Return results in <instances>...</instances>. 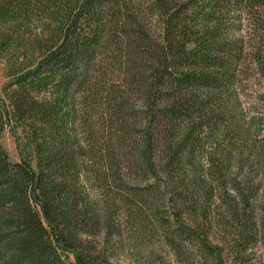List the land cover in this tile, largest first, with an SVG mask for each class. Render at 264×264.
Listing matches in <instances>:
<instances>
[{
  "label": "trees",
  "instance_id": "1",
  "mask_svg": "<svg viewBox=\"0 0 264 264\" xmlns=\"http://www.w3.org/2000/svg\"><path fill=\"white\" fill-rule=\"evenodd\" d=\"M1 60L0 264H113L132 239L244 264L264 239L237 93L264 83V0H0Z\"/></svg>",
  "mask_w": 264,
  "mask_h": 264
},
{
  "label": "rangeland",
  "instance_id": "2",
  "mask_svg": "<svg viewBox=\"0 0 264 264\" xmlns=\"http://www.w3.org/2000/svg\"><path fill=\"white\" fill-rule=\"evenodd\" d=\"M245 25L240 28V33H245ZM252 67V66H251ZM6 82L4 62H0V94H2V86ZM264 92V83L258 72V70L253 66L244 75H242L241 81L237 88L238 93V105L240 107L241 113L244 115L245 119L252 123L251 136L254 137L259 146V150L263 152L264 150V99L262 97ZM17 133L20 130L17 129ZM1 143L8 153L9 159L11 161H18L19 155L17 152L15 139L11 134L9 127H5L1 134ZM244 159L248 161L246 156ZM249 162L245 163V169H252L250 179L255 186L256 196L252 201L253 204V214L259 216L264 213V172L259 168L250 166ZM260 195H263L260 197ZM257 200V202H256ZM260 207V210H258ZM259 214V215H258ZM128 233H125L124 239H130ZM125 241V240H124ZM231 242V241H230ZM232 243V242H231ZM124 245H120L117 249L115 255L112 258L113 264H178L173 256V254L166 247H152L156 249L154 254L151 253V247L149 243L134 242V239L130 240L128 243L124 242ZM119 246V245H118ZM153 250V251H154ZM234 254V253H232ZM244 256V264H264V239L261 234L255 237L254 242L247 248ZM232 256H229L228 261L230 262Z\"/></svg>",
  "mask_w": 264,
  "mask_h": 264
}]
</instances>
